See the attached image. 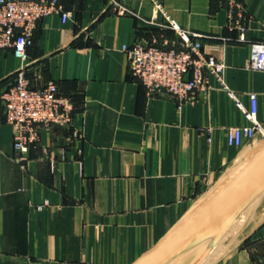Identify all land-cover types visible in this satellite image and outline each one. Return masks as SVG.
Listing matches in <instances>:
<instances>
[{
  "label": "crops",
  "instance_id": "crops-1",
  "mask_svg": "<svg viewBox=\"0 0 264 264\" xmlns=\"http://www.w3.org/2000/svg\"><path fill=\"white\" fill-rule=\"evenodd\" d=\"M60 0L61 14L36 23L27 48L35 86L55 83L70 97L71 123L40 129L26 157L13 150L1 99L19 61L0 54V264H132L246 151L227 144L228 129L264 123V70L247 68L252 43H264V0H243L246 41L213 0H154L202 52L225 66L207 94L178 108L149 97L128 71L123 45L177 42L153 0ZM150 21H154L153 24ZM76 134L78 136H76ZM264 212L214 264H264Z\"/></svg>",
  "mask_w": 264,
  "mask_h": 264
},
{
  "label": "built area",
  "instance_id": "built-area-1",
  "mask_svg": "<svg viewBox=\"0 0 264 264\" xmlns=\"http://www.w3.org/2000/svg\"><path fill=\"white\" fill-rule=\"evenodd\" d=\"M227 12V26L237 32L239 42L246 41V12L244 4L237 0H220ZM60 0H0V54L10 50L18 59L12 85L1 95L4 103L5 121L13 129V150L26 157L30 148L39 140L40 129L52 125L67 126L71 123V99L63 94L55 83L35 86L27 76L29 57L27 48L32 44L36 23L51 14H61L62 22L69 13H61ZM156 9L162 12L164 28L172 30L177 42L158 44L156 41L145 43L136 41L130 46L123 45L129 73L137 77L149 97L169 98L178 108L184 103H192L207 94L210 89L209 77L226 89L223 80L224 64L202 52L201 35L179 28L154 0ZM113 10L118 14L126 12L118 0H111ZM151 24L154 21H150ZM247 68L264 70V43H252ZM226 92L233 99L232 92ZM250 108L236 100L249 121L247 127L228 129L227 144L231 147L242 146V135L251 146L264 140V123L256 120L257 95H248ZM76 136H78L76 134Z\"/></svg>",
  "mask_w": 264,
  "mask_h": 264
},
{
  "label": "water",
  "instance_id": "water-1",
  "mask_svg": "<svg viewBox=\"0 0 264 264\" xmlns=\"http://www.w3.org/2000/svg\"><path fill=\"white\" fill-rule=\"evenodd\" d=\"M7 89L5 87L3 91ZM263 191L264 140H260L244 151L206 192L195 199L179 220L132 264H194Z\"/></svg>",
  "mask_w": 264,
  "mask_h": 264
},
{
  "label": "bare ground",
  "instance_id": "bare-ground-1",
  "mask_svg": "<svg viewBox=\"0 0 264 264\" xmlns=\"http://www.w3.org/2000/svg\"><path fill=\"white\" fill-rule=\"evenodd\" d=\"M264 204V191L260 194V196L254 200L249 206H247L237 217L235 220H233L223 231L222 233L218 236V238H216V240H214L210 246L208 248H206V250L202 253V255L198 258V260H196V262L194 264H197L198 261L201 259V257L214 245L216 244V242L218 241V239L220 238V236L233 224L236 223V227L234 228V230L231 232L230 236L234 237V239H232V241L228 244H226L225 246H223V243L218 247V249L216 250L215 253H213L212 255H210L209 260L206 264H211L212 262H214V260L218 257L217 255L219 254V252H221V249L228 247L230 245V248H233L237 243H239L252 229H254L257 224L259 223V221H257L256 224H254L244 235L242 234V231H244L246 225L248 224V221L255 215V213L257 212V210L259 209L260 205ZM227 240V239H226ZM225 240V241H226ZM227 249V248H226Z\"/></svg>",
  "mask_w": 264,
  "mask_h": 264
},
{
  "label": "rangeland",
  "instance_id": "rangeland-1",
  "mask_svg": "<svg viewBox=\"0 0 264 264\" xmlns=\"http://www.w3.org/2000/svg\"><path fill=\"white\" fill-rule=\"evenodd\" d=\"M264 204L260 205L259 208L263 207ZM259 210V209H258ZM257 210V211H258ZM261 213V215L264 213L263 211H259ZM254 217H256V213L255 215L248 221V224L246 225L244 231H242L241 235H244L254 224L257 223V220H254ZM236 223H233L218 239V241L216 242V244H214L202 257L201 259L198 261L197 264H206L209 260V256L212 255L213 253L216 252V250L218 249V247L223 243V246H225L226 244L230 243L232 241V239H234V237H231L230 234L231 232L234 230V228L236 227ZM227 239V240H226ZM226 240V241H225ZM230 246V245H229ZM228 246V248H229ZM226 248V247H225ZM225 248L221 249V252H219V254L217 255L218 257L214 260V262H212L211 264L217 263L220 261V259L222 258V256H224L225 254ZM234 249V248H233ZM231 249V251L233 250Z\"/></svg>",
  "mask_w": 264,
  "mask_h": 264
},
{
  "label": "trees",
  "instance_id": "trees-1",
  "mask_svg": "<svg viewBox=\"0 0 264 264\" xmlns=\"http://www.w3.org/2000/svg\"><path fill=\"white\" fill-rule=\"evenodd\" d=\"M213 1H216V2H218V3H220V4L222 5V2H221L220 0H213ZM237 1L243 3V0H237ZM223 7H224V6H223Z\"/></svg>",
  "mask_w": 264,
  "mask_h": 264
}]
</instances>
